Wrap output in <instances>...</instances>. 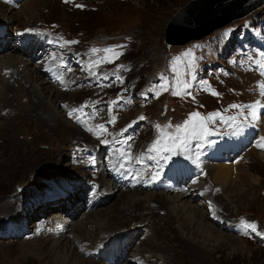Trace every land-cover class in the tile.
Masks as SVG:
<instances>
[{
    "label": "rangeland",
    "instance_id": "rangeland-1",
    "mask_svg": "<svg viewBox=\"0 0 264 264\" xmlns=\"http://www.w3.org/2000/svg\"><path fill=\"white\" fill-rule=\"evenodd\" d=\"M188 1L0 0L10 11L0 16V80L7 83L11 73L3 57L16 56L12 65L26 61L29 44L41 40L36 47L43 50L23 73L42 69L30 85L56 118L45 127L29 96L18 95L10 107L0 96V264H264V107L237 134L220 122L238 115L233 104L264 103L257 87L264 82V5L197 41L168 46L167 24ZM32 2L35 18L21 13ZM105 48L122 54L96 66L105 54L92 50ZM185 80L191 94L173 95ZM193 113H220L208 122L213 135L191 141L185 153L149 151L161 132L174 135ZM228 140L238 142L236 151H224ZM144 167L151 169L146 175ZM173 170L186 177L176 179ZM156 196L170 202L173 228L166 211L131 215ZM189 206L224 238L200 233L186 220ZM76 224L91 243L71 232ZM34 226L59 230L47 240L49 256L36 246Z\"/></svg>",
    "mask_w": 264,
    "mask_h": 264
},
{
    "label": "bare ground",
    "instance_id": "bare-ground-1",
    "mask_svg": "<svg viewBox=\"0 0 264 264\" xmlns=\"http://www.w3.org/2000/svg\"><path fill=\"white\" fill-rule=\"evenodd\" d=\"M199 1H200V4H199L200 6L189 15L188 19L190 20V22L186 25L187 27L180 25L181 28H178L177 33H176V37L178 39H180L185 33H193L195 31H197L198 29L209 27V23H211L214 20L216 21V19L218 20V18H220L222 15L223 16L227 15L228 12L230 14H235V13H237V11H240L244 6L248 7L249 5H251V3H253L255 1H257V0H244V1L243 0H199ZM21 11H22L21 12L22 14H26L29 18L30 17L31 18H35L37 16L36 12H35V8H34L33 2L32 3H25L21 7ZM8 13H10V11H9V9H6V7H1L0 8V16L1 17L7 18V16L9 15ZM11 18H13V17H8V19H11ZM193 21H198V22L193 24L192 26H190L193 23ZM40 41L41 40L36 39V42H34L33 44L32 43L29 44L30 46H28L27 49H26V54L27 55L24 54L28 58L26 61L21 59L20 62H16L15 64L12 65L11 64L12 60L10 59V56L11 57H16V56L11 54L10 56L3 57L6 61L4 62L5 65H2V68H5V69L6 68H11V73H10L9 81L7 83L5 81L0 80V83L4 84V89H0V96H2L4 105L11 104L12 99L13 98L16 99V97L18 95H21V97L22 96H24V97L25 96L26 97L29 96L28 97L29 98V105L31 106L30 109L33 110V112L37 115L36 118L39 121V123L42 124L45 127H48L49 124L55 122L56 118L53 117V114L51 113V109H50L49 104L46 105L43 102V100L41 99V95L37 91L35 86H33L32 84L30 85V83H33L32 81L35 80V78H36L37 81H38V78H41V79L43 78L42 77L43 71H42V69L38 68V66H37V68L35 70L36 71V75L34 73L33 76L32 75L31 76H28V75L24 76L26 74L23 73V70L26 68L27 63L30 62L31 65L34 63V60L36 59V56H37V54H35V53H38V55H39V52H41L40 49H42V47L40 49L38 47H36L37 45H42V46L44 45V43L42 41L41 42ZM14 52L18 53V54L22 53L19 50L18 51L13 50L12 53H14ZM29 52H31V53L29 54ZM13 59H17V58H13ZM63 96H64V93H61V92L58 93V97L60 99L61 98L63 99ZM15 99H13V100H15ZM8 106L10 107L12 105H8ZM61 126H62V128L65 127L64 125H61V123H59L58 127H61ZM58 129H60V128H56L55 132H57ZM78 132H79V130H78ZM228 144H229V147L227 146ZM237 146H238V142L235 144V142H232V141L228 140V143L224 147V151H227L228 149H229V151L230 150L236 151ZM221 150L222 149H220L219 152L223 151V150L222 151ZM143 164L146 165V166L148 165L145 160H144ZM206 168L208 169V167H206ZM149 170H151L149 167H144L143 173L146 175ZM172 172L175 173L176 170H173ZM227 173L230 174L229 172H225V174H227ZM102 175L103 174H101V176ZM173 177H176V179H178L179 177L180 178L186 177V175H182V174H177L176 175V173H175V174H173ZM115 183H116V180H115ZM102 184H103V181H102L101 185ZM116 184L118 185V183H116ZM115 187H116V185H115ZM137 187H139L138 184H136V183L132 184V188L133 189H137ZM145 188H147V186ZM142 189H143V187H142ZM103 191H107V190L105 189ZM128 196H130V195H126V194H121L120 195V197H122L123 200H127ZM153 198H151V199H147L146 198L142 202H140L141 201L140 200L139 201L140 204L137 203L134 206L133 210L131 211V215L133 217H138V216L140 217L141 214L147 213L149 211V209L152 210V213L157 212L159 210L166 211V217H165L166 223H170V225L172 226L174 224V222L176 221V219L174 218V216H171V214L169 212V208H168L169 205L168 204L170 202L168 203L167 199L165 197H162V196H158V197L156 196L155 199H153ZM183 199H185L184 196H183ZM170 200H172V199H170ZM186 202H189V200H187ZM189 207L190 208H188L187 210H183V212H185L184 214L187 217L186 220L190 221L191 224L192 223L196 224L198 230L200 231V233L205 234L206 238L208 237V239H212V240L216 239V241H219L221 238H224V237L218 236L219 232L216 231V228L214 226H211L210 224H208L207 222H204L202 220L203 218H201V216H200L201 213L198 210L196 211L195 207H191V206H189ZM12 209H13L12 206L7 205L2 210L5 211V214H9L10 215V213L12 212ZM61 209L64 210V207L61 208ZM90 214L93 215V212L90 213ZM119 216H122V215L121 214L116 215L115 216V221L117 220V218H121ZM15 217H16V220L20 219L19 215H15ZM122 218H123V216H122ZM67 223L68 222H66L65 225ZM74 226H75L74 230L71 231V232L77 233L79 235H82L83 238L85 240H87L88 243L92 242V240L90 238V233L88 231H86V230L82 231V228L80 229V227L77 224L74 225ZM84 226H87V225H84ZM34 228H35V232H38V233L41 234V237H39V236L37 237L36 246L40 248L41 254L43 256H45V255L49 256L50 252H49V249L47 248V243H48L47 240L50 239L51 237L53 238L55 236L57 238H59L60 236L57 235V234L60 233L59 230H57V229H55L53 227H51V228H41L40 230L38 229V228H40V226L39 227H35L34 226ZM111 228L112 227H108L104 231L107 232V230L108 229L110 230ZM171 228H173V226ZM48 229H50V231H48ZM171 234H172V237H174L176 240L181 242V239H180L181 237H179L178 232L173 231ZM231 241H232L231 239H228V242H231ZM38 243H39V245H38ZM96 243H98V242H96ZM95 246H97V245H95ZM50 264H59V262H57L55 260L54 262H52ZM93 264H96V263L93 262ZM99 264H101V263H99Z\"/></svg>",
    "mask_w": 264,
    "mask_h": 264
},
{
    "label": "snow or ice",
    "instance_id": "snow-or-ice-1",
    "mask_svg": "<svg viewBox=\"0 0 264 264\" xmlns=\"http://www.w3.org/2000/svg\"><path fill=\"white\" fill-rule=\"evenodd\" d=\"M66 43H76L75 41L72 42H66ZM118 47H123L118 46ZM93 54H97L100 52H103L105 55L101 56L100 59L96 60L94 63L96 66H99L102 63H111L114 61V59H118L119 55L122 53L118 52L114 48H105V49H93ZM112 54L111 56L107 54ZM257 65L259 66L261 62L257 61ZM261 75H264V67L260 68ZM191 74V73H187ZM186 74V75H187ZM194 79V75L192 76ZM63 78L61 77V81ZM183 85V92L180 91H173V95H190L191 93L187 92V89L190 87V84L187 80L182 82ZM161 90H168L169 85L163 84L160 86ZM257 87L260 89V94L264 95V82H261L257 85ZM159 93H157L158 95ZM215 94V93H213ZM83 107L80 109H73L69 112V116L71 117L73 112H81L83 111ZM232 109H239V113L237 116L229 117L227 120H224L221 118L220 122L224 124H228L230 127H232V134H237L245 124L249 122L250 119L255 118L256 112L254 111L258 107H264V103H261L260 101H256L251 105L241 106L233 104L230 106ZM111 111V108L109 109ZM245 112H247V115H245ZM220 116V113H212L209 114L206 118L201 117L199 113H193L188 121H186L183 125H177L175 126V134H169L167 132H161V139L157 140L156 143L149 149L150 152H156L157 155H160L161 152L165 153H174L177 150L181 153L187 152L191 148V141L195 140L198 142H203L206 140L207 137H210L213 135V132L208 127V122H215V119ZM114 117L112 118V121H114ZM140 119H143L141 117ZM240 120L242 122L237 123V121ZM103 127V126H99ZM158 129L160 128L159 125L156 126ZM168 127H172L171 125H168ZM264 140V138H261ZM162 159L167 160L168 156L161 157ZM197 159L199 157L197 156ZM155 178V177H153ZM245 228L251 229L253 231L256 230L255 224H244Z\"/></svg>",
    "mask_w": 264,
    "mask_h": 264
},
{
    "label": "water",
    "instance_id": "water-1",
    "mask_svg": "<svg viewBox=\"0 0 264 264\" xmlns=\"http://www.w3.org/2000/svg\"><path fill=\"white\" fill-rule=\"evenodd\" d=\"M199 4H200L199 0H189L186 4L181 6L171 16L167 24V29L165 31V37H164V40L168 46H171L173 44L182 45L190 40H199L204 36L208 35L214 29L225 26L228 23H230L232 20L237 19L239 17H243L246 14L253 11L255 8L264 5V0H257L251 3V5H249L248 7L244 6L240 11H237V13L235 14H230L228 12L227 15L224 16L222 15L220 18H218V20L216 19V21L214 20L211 23H209V27L198 29L193 33H185L180 39H178L176 37L178 28H181V26L187 27L186 25L190 22V20L188 19L189 15L200 6ZM197 22L198 21H193V23L190 26H192Z\"/></svg>",
    "mask_w": 264,
    "mask_h": 264
}]
</instances>
